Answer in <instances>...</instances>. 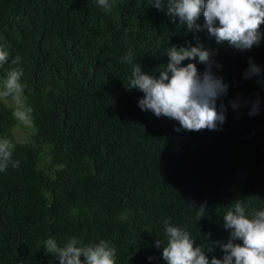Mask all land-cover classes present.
Instances as JSON below:
<instances>
[{
    "label": "trees",
    "instance_id": "trees-1",
    "mask_svg": "<svg viewBox=\"0 0 264 264\" xmlns=\"http://www.w3.org/2000/svg\"><path fill=\"white\" fill-rule=\"evenodd\" d=\"M111 2L105 13L98 0H0V46L10 53L0 82L22 70L33 121L18 140L11 103L0 101V138L14 141L19 161L0 172V264H59L42 248L50 238L61 247L71 238L109 241L116 264H166L154 243H166L165 221L207 248L227 242L222 217L235 201L264 210V72L244 78L250 59L264 69V39L236 50L172 23L154 0ZM196 37L221 65L212 71L228 85L217 101L226 120L217 130L177 132L178 121L142 111L143 93L124 84L137 63L158 76L168 47ZM207 255L222 258L219 247Z\"/></svg>",
    "mask_w": 264,
    "mask_h": 264
},
{
    "label": "clouds",
    "instance_id": "clouds-1",
    "mask_svg": "<svg viewBox=\"0 0 264 264\" xmlns=\"http://www.w3.org/2000/svg\"><path fill=\"white\" fill-rule=\"evenodd\" d=\"M98 6L105 13L113 10L111 0H98ZM165 12L171 22L186 26L187 32L206 30L217 45L227 44L236 50H251L264 39L261 25H264V0H154L150 5ZM201 14L204 23H197ZM197 43L189 46L171 45L166 51L168 62L156 70L159 75L142 72V65L137 63L132 71V78L126 89H137L143 93L138 106L142 111H150L157 118L163 116L179 122L180 128L188 131L203 129L217 130L225 120L226 109L217 101L226 96L228 85L213 71V66L220 68L214 60L215 52L205 47L196 37ZM7 46H0V67L8 62ZM125 62L131 63V50ZM189 62L184 65V61ZM20 57L12 60L19 64ZM205 66L201 73L197 63ZM264 69L249 60V67L244 74L245 79L260 77ZM21 69L12 68L0 82V101L9 102L13 108L14 120L25 127H32V109L24 102L25 84L22 83ZM259 82V81H258ZM237 101H230L232 108L238 107ZM246 103V102H245ZM259 111V101H256L249 115ZM16 144L8 137L0 138V172L7 170L9 165L18 167L19 161L12 159ZM203 213L205 205L198 208L189 205ZM223 226L229 230L227 242H208L210 234H203L208 247L198 244L191 234L182 227L166 224V243L156 239L155 246L162 248V258L166 264H264V210L248 212L246 205L235 201L222 217ZM238 241H242L239 243ZM219 247L222 258L212 253ZM46 254L55 257L59 264H116V248L109 241L83 245L76 238H71L63 247L58 246L54 239L43 242ZM151 260L152 257H149Z\"/></svg>",
    "mask_w": 264,
    "mask_h": 264
},
{
    "label": "rangeland",
    "instance_id": "rangeland-1",
    "mask_svg": "<svg viewBox=\"0 0 264 264\" xmlns=\"http://www.w3.org/2000/svg\"><path fill=\"white\" fill-rule=\"evenodd\" d=\"M13 131L15 133V136L18 140L24 141L27 138L26 131L27 127L20 124V122L17 123V125L13 127Z\"/></svg>",
    "mask_w": 264,
    "mask_h": 264
}]
</instances>
